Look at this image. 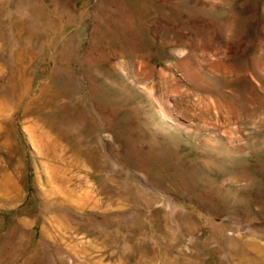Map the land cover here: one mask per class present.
<instances>
[{"label": "rangeland", "instance_id": "374dc122", "mask_svg": "<svg viewBox=\"0 0 264 264\" xmlns=\"http://www.w3.org/2000/svg\"><path fill=\"white\" fill-rule=\"evenodd\" d=\"M0 264H264V0H0Z\"/></svg>", "mask_w": 264, "mask_h": 264}]
</instances>
